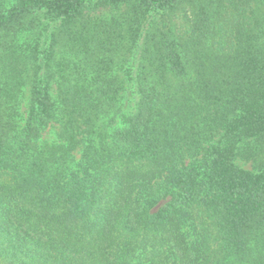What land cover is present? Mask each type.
<instances>
[{"label":"trees","instance_id":"obj_1","mask_svg":"<svg viewBox=\"0 0 264 264\" xmlns=\"http://www.w3.org/2000/svg\"><path fill=\"white\" fill-rule=\"evenodd\" d=\"M0 264H264V0H0Z\"/></svg>","mask_w":264,"mask_h":264},{"label":"rangeland","instance_id":"obj_2","mask_svg":"<svg viewBox=\"0 0 264 264\" xmlns=\"http://www.w3.org/2000/svg\"><path fill=\"white\" fill-rule=\"evenodd\" d=\"M57 128L55 126L49 127L44 131V135L46 137L47 140L50 141H56L57 140ZM241 166L245 167V168H250V164L244 162L241 159H238L237 161Z\"/></svg>","mask_w":264,"mask_h":264}]
</instances>
